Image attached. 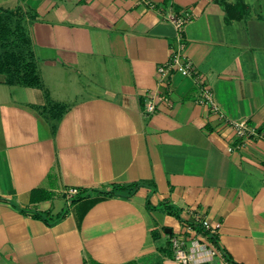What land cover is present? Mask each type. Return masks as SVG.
Here are the masks:
<instances>
[{
	"label": "crops",
	"instance_id": "crops-1",
	"mask_svg": "<svg viewBox=\"0 0 264 264\" xmlns=\"http://www.w3.org/2000/svg\"><path fill=\"white\" fill-rule=\"evenodd\" d=\"M150 2L0 0L23 12L41 80L0 76V264H177L173 236L213 243L205 264H264V139L156 72L177 47L167 18L188 15L183 55L226 119L264 134V0ZM150 94L171 105L145 113Z\"/></svg>",
	"mask_w": 264,
	"mask_h": 264
},
{
	"label": "built area",
	"instance_id": "built-area-1",
	"mask_svg": "<svg viewBox=\"0 0 264 264\" xmlns=\"http://www.w3.org/2000/svg\"><path fill=\"white\" fill-rule=\"evenodd\" d=\"M137 3L153 8L150 0H135ZM167 20L172 24L175 31V38L177 40V47L174 48L170 54L169 59L157 66V83L165 81L168 77L169 71L180 74L184 77H189L195 86L198 88V96L196 98V103L204 106L210 112L216 113L223 120H226L227 124L231 126L234 130L236 137L243 141L248 138H263V133H257L252 127L248 126L245 120H228L226 119L219 110L217 103L213 98V94L209 86H207L204 81L195 72L194 66L191 61L186 58L183 53V43L180 42L182 31L186 24L190 22V17L183 13H177L170 15ZM158 104H164L167 106L171 105V100L165 96H156L150 94L144 103V112L147 114H152L156 110ZM65 200L68 204L71 203L74 196L77 195L75 189L68 190L65 194ZM207 229V226H205ZM170 244L172 249L173 260L177 264H205L209 262L215 255L219 253L213 243L207 242L201 243L198 241H193L191 246H186L185 242L173 236L170 238Z\"/></svg>",
	"mask_w": 264,
	"mask_h": 264
},
{
	"label": "trees",
	"instance_id": "trees-1",
	"mask_svg": "<svg viewBox=\"0 0 264 264\" xmlns=\"http://www.w3.org/2000/svg\"><path fill=\"white\" fill-rule=\"evenodd\" d=\"M238 5H241V2H237L232 8ZM36 63L23 12L19 7L0 8V76L3 82L7 85L26 88L40 87L41 80ZM139 186V184L114 185L106 195L128 197ZM35 195L40 196L36 198ZM31 198L45 200L48 199V194L42 191H33ZM33 216L42 219L47 225L51 224L45 216L39 213H33ZM59 218L54 219L52 223ZM230 263L235 264L232 261Z\"/></svg>",
	"mask_w": 264,
	"mask_h": 264
},
{
	"label": "water",
	"instance_id": "water-1",
	"mask_svg": "<svg viewBox=\"0 0 264 264\" xmlns=\"http://www.w3.org/2000/svg\"><path fill=\"white\" fill-rule=\"evenodd\" d=\"M168 233L170 232L169 230H166Z\"/></svg>",
	"mask_w": 264,
	"mask_h": 264
}]
</instances>
